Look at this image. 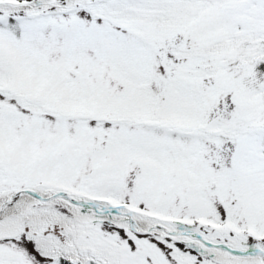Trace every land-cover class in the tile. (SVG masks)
<instances>
[{"label":"snow or ice","instance_id":"1","mask_svg":"<svg viewBox=\"0 0 264 264\" xmlns=\"http://www.w3.org/2000/svg\"><path fill=\"white\" fill-rule=\"evenodd\" d=\"M0 264H264V0H0Z\"/></svg>","mask_w":264,"mask_h":264}]
</instances>
